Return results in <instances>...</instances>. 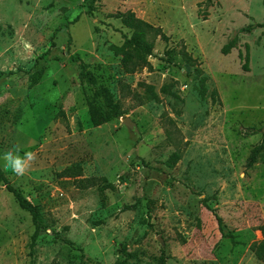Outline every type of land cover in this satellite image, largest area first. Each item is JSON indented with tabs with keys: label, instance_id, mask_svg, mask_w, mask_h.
Instances as JSON below:
<instances>
[{
	"label": "rangeland",
	"instance_id": "1",
	"mask_svg": "<svg viewBox=\"0 0 264 264\" xmlns=\"http://www.w3.org/2000/svg\"><path fill=\"white\" fill-rule=\"evenodd\" d=\"M91 1L0 0V156L37 154L23 177L0 167L41 213L32 257L33 218L0 183V264H264L250 250L264 240V163L247 168L264 138V0ZM128 12L170 38H153L135 74L113 50L130 30L111 16ZM80 62L123 117L92 125ZM77 165L108 189L61 177Z\"/></svg>",
	"mask_w": 264,
	"mask_h": 264
},
{
	"label": "trees",
	"instance_id": "2",
	"mask_svg": "<svg viewBox=\"0 0 264 264\" xmlns=\"http://www.w3.org/2000/svg\"><path fill=\"white\" fill-rule=\"evenodd\" d=\"M213 1L214 0H206L207 4H212ZM91 2L93 5L96 0H92ZM92 11L93 6H90V13H93ZM111 17L119 19L123 26L130 30L129 35L124 34L123 45L113 47L115 53L121 57V65L128 74H135L150 66L149 60L151 57H154L155 50L153 38L156 39L160 36L164 41L170 40L161 27H156L153 24L138 18L134 12H128L125 14L119 13ZM258 27H264V23L259 24ZM253 29L254 28L250 26L243 29L242 31L244 33H251ZM238 41V38H235L228 42V44H226L222 49V53L224 55H230L232 50L237 47ZM240 56L242 59L246 60L244 69L248 71L249 54H247L246 57H244L242 54ZM188 60L190 63H193L191 58ZM171 61L173 60L170 58V60H168V64H171ZM77 64L80 68L79 77L81 82L87 83L93 88L92 95L88 98L89 114L92 125L96 128L101 127L115 119L123 117L125 113L122 111L120 102L117 100L111 89L104 85H99L96 75L91 70H89L87 65H85L83 62ZM43 75V70L36 72L31 77V86L34 87L38 85L42 80ZM205 81L206 78L202 80V83L204 84ZM148 90L153 97H157L153 87H149ZM202 97H205V90L202 92ZM180 159L181 157L179 154H174L171 158V165H176ZM259 162L264 163V138L263 141L256 145L252 150L247 162V168L253 169ZM60 175L63 178L74 179L77 188L81 190L99 187L100 191L103 192L109 187V183L106 178H85L83 168L78 165L65 169ZM0 183H2L6 187V190L14 196L19 206L23 210L29 212L33 218L34 225L36 226V230L32 236V242L30 244V255L33 257L41 233V213L31 201H29L19 190L11 185L8 177L1 167ZM204 203L206 204L207 202L204 201ZM216 217L219 221L220 230L224 237L230 238L233 243L236 244L235 237L224 234L222 220L219 216L216 215ZM250 250L254 253L259 261L264 263V240L254 242L251 245ZM161 261L162 264H167L165 258H162ZM31 264H34V262L32 261Z\"/></svg>",
	"mask_w": 264,
	"mask_h": 264
},
{
	"label": "clouds",
	"instance_id": "3",
	"mask_svg": "<svg viewBox=\"0 0 264 264\" xmlns=\"http://www.w3.org/2000/svg\"><path fill=\"white\" fill-rule=\"evenodd\" d=\"M36 158L37 154L35 152L27 151L21 153L19 147H13L0 156V161H2V167L5 172L10 171L18 177H23L28 173Z\"/></svg>",
	"mask_w": 264,
	"mask_h": 264
},
{
	"label": "water",
	"instance_id": "4",
	"mask_svg": "<svg viewBox=\"0 0 264 264\" xmlns=\"http://www.w3.org/2000/svg\"><path fill=\"white\" fill-rule=\"evenodd\" d=\"M125 125L130 128L131 130H134L135 132H138L137 125L134 123L130 118H127L124 121Z\"/></svg>",
	"mask_w": 264,
	"mask_h": 264
}]
</instances>
